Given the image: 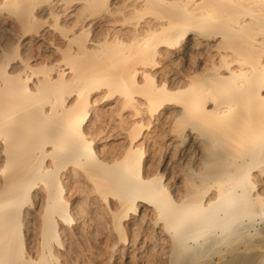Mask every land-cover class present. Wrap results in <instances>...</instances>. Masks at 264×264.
I'll use <instances>...</instances> for the list:
<instances>
[{"label":"bare ground","instance_id":"bare-ground-1","mask_svg":"<svg viewBox=\"0 0 264 264\" xmlns=\"http://www.w3.org/2000/svg\"><path fill=\"white\" fill-rule=\"evenodd\" d=\"M0 264H264V0H0Z\"/></svg>","mask_w":264,"mask_h":264},{"label":"rangeland","instance_id":"rangeland-1","mask_svg":"<svg viewBox=\"0 0 264 264\" xmlns=\"http://www.w3.org/2000/svg\"><path fill=\"white\" fill-rule=\"evenodd\" d=\"M37 40V39H36ZM36 40L34 41H32L31 42V44H30V48H29V51L32 53V55H34V56H38L39 55V53H40V51H38L37 50V47H36ZM34 45V46H33ZM182 57V56H181ZM185 57V56H184ZM184 59H187V58H184ZM163 146H164V144L163 143H161V147H162V149H159V151L155 154V155H160L159 153H160V150L162 151L163 150ZM182 148L180 149V151H179V153L178 152H176V156H175V162L179 159L180 160V158H182V157H187V156H200V152H199V149H200V145H199V142L197 141V139L196 138H194V136H193V138H190V139H188L186 142H184L182 145ZM192 152V153H191ZM163 153V152H162ZM194 153H195V155H194ZM193 154V155H192ZM156 157V162H157V158H158V156H155ZM160 157V156H159ZM177 163V162H176ZM160 168V167H159ZM173 172H175V170L173 171ZM180 181H181V177H179V175H176V179L173 181V182H171V184L172 185H180Z\"/></svg>","mask_w":264,"mask_h":264}]
</instances>
